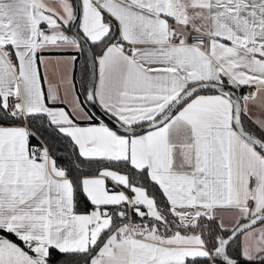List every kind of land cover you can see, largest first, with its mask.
I'll list each match as a JSON object with an SVG mask.
<instances>
[{
  "label": "snow or ice",
  "instance_id": "obj_1",
  "mask_svg": "<svg viewBox=\"0 0 264 264\" xmlns=\"http://www.w3.org/2000/svg\"><path fill=\"white\" fill-rule=\"evenodd\" d=\"M0 264H264V0H0Z\"/></svg>",
  "mask_w": 264,
  "mask_h": 264
},
{
  "label": "crops",
  "instance_id": "obj_2",
  "mask_svg": "<svg viewBox=\"0 0 264 264\" xmlns=\"http://www.w3.org/2000/svg\"><path fill=\"white\" fill-rule=\"evenodd\" d=\"M82 63V62H81Z\"/></svg>",
  "mask_w": 264,
  "mask_h": 264
}]
</instances>
